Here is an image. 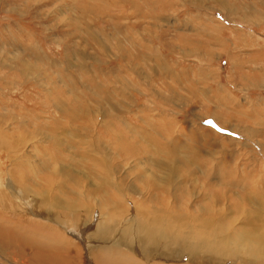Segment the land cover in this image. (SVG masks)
<instances>
[{"label":"rangeland","instance_id":"obj_1","mask_svg":"<svg viewBox=\"0 0 264 264\" xmlns=\"http://www.w3.org/2000/svg\"><path fill=\"white\" fill-rule=\"evenodd\" d=\"M162 1L0 0V235L30 227L52 247L41 261L5 238L0 264L7 247L27 264H102L107 247L136 264H264V0ZM197 17L236 42L232 58L167 51ZM162 60L174 78L156 76ZM206 217L205 248L190 233ZM213 246L239 252L214 260Z\"/></svg>","mask_w":264,"mask_h":264},{"label":"crops","instance_id":"obj_2","mask_svg":"<svg viewBox=\"0 0 264 264\" xmlns=\"http://www.w3.org/2000/svg\"><path fill=\"white\" fill-rule=\"evenodd\" d=\"M191 1L195 4L193 0ZM212 1L213 0H197L196 3L198 5L206 6V5L212 4ZM218 1L219 3H222L224 0H217V2ZM146 3L148 2L145 1V4ZM155 3H153V5ZM148 4L151 5L150 3ZM160 4L163 6H166V5L169 6V5H172V2L165 0V1H162ZM140 5H142V1H140ZM192 22L195 24H193ZM192 22L188 25L187 24L181 25V27L178 29L179 33L176 32L175 34L177 35L176 38L174 40H171V43L172 42L174 43L169 45V47L167 48L168 52L172 54H180L182 55V57L188 56L189 58L188 57L186 58L190 60L189 62L193 61V59L198 62H210L213 59L219 58V55L221 54L225 55L227 52H229V55L231 58L235 55L230 51L235 49L236 42L232 43V47H230L229 42L227 41V38H225V36H223L222 34L223 29L220 25H212L210 18L208 20L205 19L203 23H199L200 18L197 17L195 20L193 19ZM181 29H185V30H181ZM146 52H147V48H145V51H142L143 54ZM142 53L140 52L139 56L136 57V59L132 62L134 64L133 69L135 71L139 70V74H142L144 72L142 68L140 67V62H141L140 59H142ZM164 55H165V52H164ZM208 55L209 57L207 58ZM156 59H160V58L157 57ZM181 62H182V58L179 59L178 64L183 65L181 64ZM231 62L232 61H229V67L231 68V71H230L231 77L240 78L241 81L243 80L242 82L238 84L251 85L252 83L250 79H247L246 77L247 74L251 71L252 75H255L254 84L256 86L260 85L259 75L255 73V69L252 66H250L249 63L246 69V67L242 66L241 63L239 66H234L232 65ZM179 68L197 70V67L192 68L190 66L188 68H186L185 66H179ZM156 70H157L156 76L161 79L174 78V73H175L174 68L171 66L165 65L164 60L159 61V63L156 64ZM198 70H202L203 75L205 76V72L207 71L205 68H203L200 65ZM160 71H163V75L160 74ZM246 71H249V72H246ZM193 76L195 80L202 79L201 74L196 73ZM235 98L237 100V97ZM215 124L218 126L217 123Z\"/></svg>","mask_w":264,"mask_h":264},{"label":"bare ground","instance_id":"obj_3","mask_svg":"<svg viewBox=\"0 0 264 264\" xmlns=\"http://www.w3.org/2000/svg\"><path fill=\"white\" fill-rule=\"evenodd\" d=\"M34 52V51H33ZM32 53V52H31ZM33 54H35V52L33 53ZM32 54V55H33ZM34 57H35V55H34ZM130 124V123H129ZM1 142V141H0ZM245 183V182H244ZM247 186H249V185H247ZM1 201V205L3 204L2 203V200H0ZM253 201V200H252ZM207 209V208H206ZM202 210V209H201ZM0 211H2V210H0ZM215 213V211L213 210V211H211V214H214ZM182 215V214H181ZM200 215V214H199ZM197 216V215H196ZM186 217V216H185ZM190 217H192V216H190ZM207 217H210L211 218V216H207ZM207 217H206V219H199V222H197V220H193L194 222H195V224L196 223H198V224H196V229H193L192 231H191V235H192V237H200V239H198L197 240V242H196V244L195 245H197V244H199V243H201V245L203 246V247H207V245L211 242L210 240H209V236H210V234L206 231V228H205V224L207 223ZM191 219V218H190ZM15 221V220H14ZM173 221H175V219L173 220ZM183 221V220H182ZM11 222V221H10ZM13 222V221H12ZM26 222V221H25ZM24 222V223H25ZM189 222V221H188ZM194 222H192V223H194ZM173 223H175V222H173ZM22 224V223H21ZM210 224V223H209ZM31 225V224H30ZM182 226H181V228H183L185 225L182 223L181 224ZM190 225V224H189ZM18 226V225H17ZM19 227V226H18ZM22 227V226H21ZM24 227H25V225H24ZM186 227V231L185 232H189V230H188V228H187V226H185ZM23 228V227H22ZM21 228V231H19V233H20V235H21V239L20 240H16V241H14L15 240V238H16V235H14V236H7V233H2L1 235H0V240L1 241H3V240H5V238H9L10 239V241H9V243L10 242H12V243H10L11 244V246H12V251L14 252L15 250H16V246H17V242H24V243H26V244H28V246L29 247H31V245H34V246H38V248H41V249H43L44 251H41V250H38L37 249V251L35 252V253H31V250L30 249H24L23 248V252L21 253L22 254V257L20 258V257H14L13 256V252H11V251H8L7 249L9 248V247H7V248H5V250H6V252H9L10 254H11V258H12V262H10V264H27V261H26V263L24 262V260H22V259H25V256H27V254H32V256L33 257H36L37 259H39V260H41V261H43L44 259V254H40V253H43V252H45L46 250L48 251V252H50V251H52V247H50V246H48V245H41V246H39V243L38 242H36V241H32V240H30L29 242L26 240V238L28 237V235H29V233H30V236L32 237L33 236V234H34V231H32L31 230V228L30 227H26V230H24V231H22L23 229ZM192 228H194V227H192ZM203 228H205V230L203 229ZM204 230V231H203ZM27 231H29V233H28V235L26 236V232ZM184 232V231H183ZM182 232V233H183ZM223 232H224V230H223ZM246 233V232H245ZM189 234V233H188ZM217 234V233H216ZM219 234V233H218ZM242 235V234H241ZM244 236V235H243ZM248 236V235H247ZM249 236H251L250 234H249ZM257 236V235H256ZM256 236H255V240H256ZM184 237H185V235H184ZM187 237V236H186ZM220 237V236H219ZM239 237V239H241V240H244V238H241V236H238ZM253 237V236H252ZM257 238H260V237H257ZM261 238H264V236L263 237H261ZM259 239V241L257 242V247L258 248H260V253L262 254V253H264V240H262V239ZM194 240H196V239H194ZM251 240V239H250ZM233 242H235V241H233ZM225 244V243H224ZM191 245V244H190ZM229 245H230V243H229ZM4 246V245H3ZM233 246V245H232ZM116 247V246H115ZM18 248V247H17ZM199 248L200 247H195L194 246V250H196V249H198L199 250ZM229 248H231V247H229ZM237 248V247H236ZM236 248H234L233 250H228L227 249V251L225 250V248L223 247H220V249H216L214 246H213V248L211 249V253H215L214 255H216L215 256V258H214V260H222L221 258L223 257V256H226V255H235V254H238V252L236 251ZM59 249H62V250H60L61 252H63V254H59V253H57L56 252V258L54 259V261L55 262H58V263H61V262H63V260L61 259V257L63 256V255H65V253H67V252H69L70 250L67 248V247H61V248H59ZM74 249V248H73ZM19 250V249H18ZM72 250V249H71ZM153 250H151L149 253L152 255V256H157V254L154 252ZM31 254L29 255V256H27L28 258L27 259H31ZM101 256H102V258H101V260H102V264H110L109 262H114V263H117V264H136L135 263V261H133L131 258H129V257H127L125 254H123L122 252H121V250H119V248L117 249V248H102L101 249ZM156 254V255H155ZM25 255V256H24ZM145 255V257L147 256L146 254H144ZM150 255V256H151ZM192 254H190V255H188V256H190L192 259H194L195 261H193V264H201V261H205V263L207 262V261H209V258L207 259L206 258V256H204V255H201V254H199V255H195V256H191ZM213 255V254H212ZM70 257H72V256H70ZM142 257V256H141ZM144 257V259H146ZM176 257H178V256H176ZM190 257H187L188 259H186V260H190ZM14 258H16V259H14ZM204 258H205V260H204ZM220 258V259H219ZM149 259V258H148ZM148 259H146V261L145 262H148ZM262 259H264V256L263 255H261V260ZM152 260H154V259H152ZM150 261V263H152L153 261ZM171 260H173L172 258H171ZM183 260V259H182ZM238 260V261H237ZM237 260H235L236 262H239L240 263V261H239V259H237ZM170 262H174V261H170ZM177 262V261H176ZM184 262H187L188 263V261H183V263ZM162 263V262H161ZM248 262L246 261V262H244V264H247ZM153 264H159V263H156V262H153ZM164 264V263H163ZM204 264V263H203ZM231 264V263H230ZM232 264H236V263H232ZM238 264V263H237ZM240 264H242V263H240Z\"/></svg>","mask_w":264,"mask_h":264},{"label":"snow or ice","instance_id":"obj_4","mask_svg":"<svg viewBox=\"0 0 264 264\" xmlns=\"http://www.w3.org/2000/svg\"><path fill=\"white\" fill-rule=\"evenodd\" d=\"M205 123H208V124L211 125L212 127L217 128L218 131H225L224 129L219 128V127H218L213 121H211V120L205 121ZM229 134H231V133H229Z\"/></svg>","mask_w":264,"mask_h":264},{"label":"water","instance_id":"obj_5","mask_svg":"<svg viewBox=\"0 0 264 264\" xmlns=\"http://www.w3.org/2000/svg\"><path fill=\"white\" fill-rule=\"evenodd\" d=\"M165 259H171V256H169V254H168V256Z\"/></svg>","mask_w":264,"mask_h":264}]
</instances>
